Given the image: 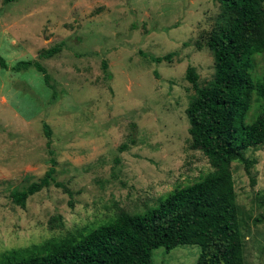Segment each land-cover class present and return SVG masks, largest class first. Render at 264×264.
Here are the masks:
<instances>
[{
  "label": "rangeland",
  "instance_id": "1",
  "mask_svg": "<svg viewBox=\"0 0 264 264\" xmlns=\"http://www.w3.org/2000/svg\"><path fill=\"white\" fill-rule=\"evenodd\" d=\"M219 13L214 0H0V56L9 67L0 64V252L85 234L120 208L142 214L212 169L189 147L194 90L185 74L193 66L199 86L212 79L206 39ZM59 43L51 57L39 55ZM169 52L170 61L146 57ZM18 60L43 65L52 88L34 67L12 70ZM254 64L262 75L264 54ZM258 112L252 101L245 122ZM244 156L248 170L231 163L244 261L264 264V142ZM50 157L68 192L51 183L15 204L12 193L43 177ZM199 251L157 247L152 264H195Z\"/></svg>",
  "mask_w": 264,
  "mask_h": 264
},
{
  "label": "trees",
  "instance_id": "2",
  "mask_svg": "<svg viewBox=\"0 0 264 264\" xmlns=\"http://www.w3.org/2000/svg\"><path fill=\"white\" fill-rule=\"evenodd\" d=\"M214 1L220 13L206 39L214 60L213 77L199 86L193 66H188L185 74L194 90L185 109L189 147L200 150L212 169L192 183L170 190L142 214L120 208L85 234L67 233L1 251L0 264H152L154 248L169 251L180 244L200 247L195 264H245L231 163L242 162L248 170L251 161L244 151L264 142V72L253 73L254 57L264 54V0ZM61 46L54 45L39 55L49 58ZM171 56L172 52L146 55L157 63L170 61ZM0 64L9 68L1 56ZM102 65L106 71L107 63L103 61ZM29 67L39 71L44 83L52 88L49 73L36 60H18L11 69ZM252 101L259 112L245 122ZM44 128L47 152L52 156L50 130L47 125ZM49 161L43 177L12 193L15 204L24 207L29 196L51 183L68 192L55 180V159L50 157ZM55 219L60 220V216Z\"/></svg>",
  "mask_w": 264,
  "mask_h": 264
}]
</instances>
